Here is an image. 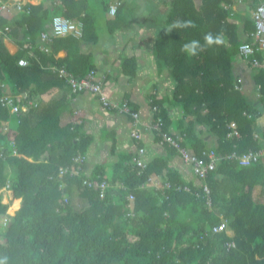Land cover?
<instances>
[{
    "label": "trees",
    "instance_id": "16d2710c",
    "mask_svg": "<svg viewBox=\"0 0 264 264\" xmlns=\"http://www.w3.org/2000/svg\"><path fill=\"white\" fill-rule=\"evenodd\" d=\"M44 1L48 0L29 4L30 11H21L12 21L35 38L61 13L82 21L84 40H97L96 11L90 0H49L50 6ZM120 1L114 18L107 19L109 31L130 21L132 14L126 12H131L128 2L133 0ZM234 1L169 0L164 13L154 17L152 53L158 67L165 65L174 80L172 101L186 117L194 116L217 136V144L209 147L195 132L194 122L188 121L178 140L197 156L210 150L221 156L242 153L257 150L263 143L253 132L263 122L258 109L264 95V68L251 65L257 99L250 101L242 90L234 89L238 78L232 70L233 59L254 28L250 14L251 20L244 22L246 38L240 39L236 32L240 16L231 8ZM98 4L108 13V0ZM189 20L195 27L176 25ZM207 33L222 39L208 44ZM192 40H198L202 50L196 55L181 51V46ZM77 49L75 38L58 37L49 53L36 49L29 66H20L18 59L27 57L29 50L21 46L10 54L0 41V79L24 98L54 93L67 84L52 66L64 64L75 78L96 70L91 53ZM120 64L123 73L135 74L134 56H124ZM67 107L65 93L53 102L39 100L36 107L18 116L19 122L0 107V119L11 118L15 123L8 138L25 156L0 158V189L9 182L13 198H20L19 208L7 214L9 205L2 202L0 192V216H7L5 224L0 223V264H264V158L247 166L220 158L205 179L210 207L202 188L182 179L168 166L165 156L153 158L141 169L135 163L136 153L130 152L119 159L121 172L111 178V184L101 165H95L90 176L81 172L58 178V168L71 167L74 157L85 156L92 140L82 130L79 114L73 123L60 125V115ZM160 115L162 131L172 133L163 109ZM230 122L239 130V138L226 136ZM154 134L160 140L161 134ZM5 137L0 132V141ZM86 178L108 182L103 198L97 188L83 183ZM157 178L170 184L164 194L150 181ZM117 184L124 191H111L110 186ZM73 189L86 201L85 209L72 207ZM128 194L134 198L127 200ZM14 202L17 207L18 200ZM222 218L233 234L210 231ZM229 242L234 245L228 248Z\"/></svg>",
    "mask_w": 264,
    "mask_h": 264
},
{
    "label": "crops",
    "instance_id": "0c3cea01",
    "mask_svg": "<svg viewBox=\"0 0 264 264\" xmlns=\"http://www.w3.org/2000/svg\"><path fill=\"white\" fill-rule=\"evenodd\" d=\"M15 1L16 0H0V2H6L8 8V10H5L4 12L0 11V17L7 19L4 23H8L11 26L9 35L0 41L10 54H15L21 49V46L28 49L29 52L26 54L27 57L21 58H26L29 61L31 57L33 58L35 54L34 50L36 49L47 53L40 48L42 44L40 34L41 32L49 31L51 21L46 23L45 28L40 30L37 36L33 38L25 32L23 27H19L12 21L13 17H18L19 13L22 11L16 8ZM21 1L24 3V9H26V7L30 8L29 4L37 5L42 2V0ZM144 2L145 0H133L128 2V6L130 8L129 10L131 12H126V14H132L129 19L130 21L127 25L117 28L114 31L108 30L111 34L112 42L106 41V53H102L100 50L96 49L95 44L97 43L98 38L96 41L83 39V24L80 19L70 18L61 13L57 15L67 17L76 22H81V35L75 36L73 34H66L57 37L52 36L51 41L46 43L50 52L53 39L71 36L78 41L77 51L79 53H91L97 75L99 73V79L102 80L108 97L114 102H119L122 99L127 100L131 108L139 113L138 125L140 127L141 135L138 140L130 137L129 133L132 128L133 120L129 115L104 108L98 101V96L94 93L87 91L75 94L71 93L68 85L64 89H58L54 93H43L39 95L38 98H24L21 97V95L14 94L9 83L0 79V84L7 85L5 92L11 93V95L15 97L16 101L22 105V109L18 113H13L5 108L4 109L16 117L17 122L18 116L22 113L28 112L32 107H36L39 104V100L42 101V96L48 97V102H53L65 93L68 107L60 115V125L64 126L68 123H73L74 116L79 114L81 119L78 120V122H81L82 130L85 134L91 136L92 138L85 152V162L83 164L82 172L86 176L93 174L95 165H101L105 169L106 179L111 184V178L121 172V168H119V159L127 154H130V152H135L136 156H138V148L143 147L144 152L141 155V159L145 163L151 161L155 157L165 156L167 158L168 166L176 170L182 179L198 186L200 181L192 174L190 164L184 162L177 152L172 150L169 146L161 144L159 140L155 138V131L150 127L155 117V113L152 110V102L154 100L161 102L158 107L160 110L163 109L165 111L166 118L168 120V130L170 132L180 135L182 128L186 125L188 126L187 122L192 121L195 125V132L207 143L209 147H214L217 144V136L213 134L207 126L198 123L194 116L186 117L180 105L172 101L171 90L174 86V80L165 65L158 67L152 53L155 25L152 24L151 38L149 37L150 40L148 39L149 53L145 51V39H143L142 35L141 37L138 36L143 33V30L136 27L134 29L136 32L133 33V31L130 30L134 27V24H137L136 26H139V28L141 27L140 25H142V28L143 26H147L148 22L145 21L147 18H142V24L141 21L138 20V15L140 14L139 12L146 10L149 13L150 7L157 4L159 1L155 2V0H148L146 7L143 6ZM256 2L257 0H240L239 2L238 0H235L233 5H231L233 12L240 16V21L237 24L236 29L240 39L246 38L247 32L244 28V22H246L247 18L251 20L250 14L255 7ZM44 5L50 6L49 0L45 2ZM91 5L92 8L96 10L97 6H94L93 3H91ZM23 11L27 12L26 10ZM104 15L107 16V19H112L115 16H109L108 13L105 12ZM152 23L155 24L154 20ZM94 25V29L96 30V24L94 23ZM95 32L98 37L97 31ZM124 56L135 57L136 71L132 76H128L122 71L120 62ZM29 64L27 66H29ZM61 66L67 69L66 66L62 64L59 66H52L51 70L56 73L54 68ZM232 70L234 76L241 80L242 91L248 99L250 101L257 99L256 87L254 86L253 81L254 69L251 64L236 54L233 59ZM1 93H4L3 88H0V94ZM29 101L34 104H29ZM261 119L263 120V117ZM11 121V118L0 119V132L2 134H6L5 139L0 141V150L2 151L0 158L3 160L6 159L7 155L25 157L18 153L13 141L8 138L12 131L10 128ZM258 128H260V126ZM158 176L162 177L161 175ZM118 185L119 184L111 185V191H124V188L119 187ZM73 193L77 194L76 189H73L72 194ZM11 197L13 200L15 199L13 198V192L10 193V196H8L10 200H12ZM229 234H233V231L229 230Z\"/></svg>",
    "mask_w": 264,
    "mask_h": 264
},
{
    "label": "built area",
    "instance_id": "2783aa9c",
    "mask_svg": "<svg viewBox=\"0 0 264 264\" xmlns=\"http://www.w3.org/2000/svg\"><path fill=\"white\" fill-rule=\"evenodd\" d=\"M239 1L240 0H238V2ZM120 4H121L120 0H110L108 3V10H107L108 15L114 16ZM15 5L18 10H22V11L26 10L28 12L30 9L29 7H26V9H24V3L21 0H16ZM5 10H8L6 2H0V11L4 12ZM251 18L254 23V28L249 33L248 40L246 42H242L239 45L238 56L244 60H247L249 63H251L252 66L255 67L261 66L262 68H264V0H257L254 10L251 11ZM10 31H11V26L8 23H4L0 21V40L7 37ZM66 34H73L75 36H80L81 22H76L67 17L60 15L53 16L50 22L49 31L48 32L44 31L41 32L40 34V40L42 42L40 48L45 52H49V47L46 45V43L51 41L52 36L57 37ZM258 55H261L263 59L261 60L258 57ZM18 64L20 66H27L29 64V61L26 58H20L18 59ZM54 71H56L59 77L65 79V82L69 86L71 93L75 94L83 91L94 93L98 96V101L104 108L108 110L116 111L118 113L129 115L133 120L132 128L129 133L130 137L134 139L140 138L141 133H140V127L138 125L139 113L131 108L127 100L122 99L119 102L112 101L105 92L103 82L102 80L99 79L96 70L91 69L81 78H75L67 69H65L62 66L54 68ZM0 88H3L4 91V93L0 94V107L5 108L10 112L18 113L22 109V105L16 101L15 97L11 95V93L5 92L7 85L0 84ZM234 89L242 90V82L239 78L236 80V83L234 84ZM262 99L263 101L258 109L259 113H261V117H263V122L260 125L261 130L259 132L257 130L253 132L254 138L263 141L262 146L257 150L248 149L247 151L242 153H237L236 151H232L229 154H225V156H221L219 154L217 155L216 153L213 152V150L204 152L201 156H197L192 150H190L185 146H182L178 140V136H179L178 134L162 131L161 126L163 123V119L162 116L160 115V108L158 107V105L152 104V110L155 113V117L150 125L151 129L154 131H158L161 134V138L159 140L161 144H167L173 147L175 151L178 153V155L181 157V159L184 162L190 164L192 174L194 175L195 178H197L200 181L199 186L205 192L206 203L208 207H210V197H209V188L205 183V179L207 175L215 169L216 162L220 158L225 157L231 160H235L241 166L250 165L251 163L258 162L264 158V95ZM28 103L31 105L34 104L31 101H29ZM247 116L250 117L249 114H247ZM227 126H228V131L226 136L229 139L239 138L241 136L239 130L236 128V125L233 122H230ZM143 152H144L143 147L138 148L137 150L138 156L136 157V162H135L137 166L140 167L141 169L145 167V162L141 159V155ZM1 155H2V151L0 150V156ZM84 161H85V156L77 155L76 157H74L75 164L72 165L71 167L60 166L57 172L58 178H62L66 173H68L69 175H79L83 171ZM139 172H141V170ZM150 181L153 184V186L161 192V194H164L166 188L170 186L168 182H164L159 178ZM83 183L89 187L97 188L99 190V196L101 198L104 197L105 192L109 186L106 180L97 182L86 178L84 179ZM62 185L63 183L60 186ZM183 188L188 190V187L184 186ZM4 191L11 192V190L9 189V183H6V185L0 189L2 196H4L5 194ZM126 198L127 200H132L134 197L133 195L128 194ZM6 213L10 214L9 212ZM6 220H7L6 215L0 216V223L2 225L5 224ZM210 231L213 234L220 233L222 231L227 232L228 228H227L226 220L222 218L218 224L211 227ZM233 245H234L233 242L227 243L228 248Z\"/></svg>",
    "mask_w": 264,
    "mask_h": 264
},
{
    "label": "rangeland",
    "instance_id": "374dc122",
    "mask_svg": "<svg viewBox=\"0 0 264 264\" xmlns=\"http://www.w3.org/2000/svg\"><path fill=\"white\" fill-rule=\"evenodd\" d=\"M90 1H91V3L94 4V6H97L96 10H95L96 11V22H95V24H96V31H97V34H98V41L95 44V47H96L97 50H100V52L106 53L107 52V49H106V46H105L106 41L112 42L111 34L109 33L108 27H107V16L104 15V12L102 11L101 6L98 4L100 0H90ZM156 1L157 0H155V2ZM198 1L199 0H196V2H198ZM166 2L165 3L157 2V4H156L157 6L156 7H153L154 5H152L150 7V9H152L151 13L150 12L148 13L146 10L140 11L139 12L140 14L139 15L137 14L138 15V20H140L141 24H142V18L145 17V18H147L145 21L148 22V25L145 26V27L143 26V28H142V25H140L141 27L139 28V26H136L137 24H134L133 25L134 27L130 29L131 31H133V33L136 32L134 30L135 27L138 28V29L143 30V33L138 35V36L141 37V35H142L143 39H145V41H146V43H145L146 44L145 51H147V52L149 50V40H150L151 34H152L151 33L152 32V24L155 25L154 23H152V21L153 20L156 21L155 18H154L156 14L164 13V11L167 8L169 0H167ZM147 4H148V0H145L143 6L146 7ZM98 75H99V73H98ZM41 100L48 102L49 98L46 97V96H42ZM10 128L11 129L15 128V123L13 121L10 122ZM10 193H12V192L6 191L4 196H2L1 200H2V202H6L9 205V207L7 209V212H10V214H13V212L18 208V206L20 204V198L14 199L12 201V200H10L8 198V196H10ZM15 200H18L17 207H16V203L14 202ZM71 205H72V207L75 210L80 211L82 209H85V207L87 206V203H86V201L84 199L80 198L76 193L75 194L73 193L72 196H71ZM228 233H229V230H228Z\"/></svg>",
    "mask_w": 264,
    "mask_h": 264
},
{
    "label": "clouds",
    "instance_id": "9594fccd",
    "mask_svg": "<svg viewBox=\"0 0 264 264\" xmlns=\"http://www.w3.org/2000/svg\"><path fill=\"white\" fill-rule=\"evenodd\" d=\"M176 25L181 27H195L194 22L190 20L183 22H176ZM170 30L171 29H169V31ZM221 39L222 38L220 36L214 37L212 33H207L205 35V40L208 44L219 43ZM199 50H202V47L198 40L189 41L188 43H185L181 46V51L186 52L188 55H196Z\"/></svg>",
    "mask_w": 264,
    "mask_h": 264
},
{
    "label": "water",
    "instance_id": "95a60500",
    "mask_svg": "<svg viewBox=\"0 0 264 264\" xmlns=\"http://www.w3.org/2000/svg\"><path fill=\"white\" fill-rule=\"evenodd\" d=\"M260 130H261L260 128L257 129L258 132H259Z\"/></svg>",
    "mask_w": 264,
    "mask_h": 264
}]
</instances>
